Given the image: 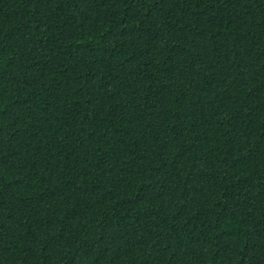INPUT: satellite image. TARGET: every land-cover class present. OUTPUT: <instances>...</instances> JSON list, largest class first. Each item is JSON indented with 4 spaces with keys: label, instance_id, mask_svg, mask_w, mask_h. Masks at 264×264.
<instances>
[{
    "label": "trees",
    "instance_id": "16d2710c",
    "mask_svg": "<svg viewBox=\"0 0 264 264\" xmlns=\"http://www.w3.org/2000/svg\"><path fill=\"white\" fill-rule=\"evenodd\" d=\"M0 264H264V0H0Z\"/></svg>",
    "mask_w": 264,
    "mask_h": 264
}]
</instances>
